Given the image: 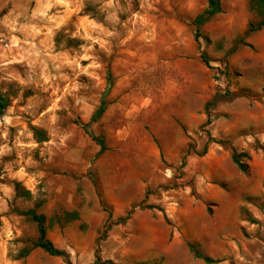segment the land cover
Masks as SVG:
<instances>
[{"label":"rangeland","instance_id":"1","mask_svg":"<svg viewBox=\"0 0 264 264\" xmlns=\"http://www.w3.org/2000/svg\"><path fill=\"white\" fill-rule=\"evenodd\" d=\"M222 3L223 12L201 27L197 42L192 21L207 0H0V91L10 103L0 117V151L7 149L0 181L9 189L8 214L20 217V234L7 237L9 260L36 241V224L17 214L35 209L72 264H207L191 244L214 264H264V29L245 35L261 19L250 0ZM173 82L185 99L206 103L211 120L189 138V154L220 147V163L204 166L217 180L223 173L230 180L215 188L225 190V204L207 205L216 214L213 251L205 249L208 241L175 236L183 229L192 234L175 229L189 206L182 190L197 195L195 178L183 173L185 159L184 166L153 159L146 199L119 215L103 195L100 147L82 128L102 99L106 108L155 103ZM127 126L99 120L90 130L117 155L124 147L117 131ZM217 132L226 144L213 142L220 140L212 137ZM232 149L249 155L248 173L231 161ZM167 167L172 174L164 182ZM15 171L29 186L13 178ZM14 182L31 197L17 196ZM129 211L131 218L121 222ZM20 262L66 264L40 249Z\"/></svg>","mask_w":264,"mask_h":264},{"label":"crops","instance_id":"2","mask_svg":"<svg viewBox=\"0 0 264 264\" xmlns=\"http://www.w3.org/2000/svg\"><path fill=\"white\" fill-rule=\"evenodd\" d=\"M193 84L192 80V90L194 89ZM183 93L182 88L173 82L163 91L161 99L155 103L152 101L150 103H111L107 106L100 119L101 122L111 128L117 122L126 121L128 126L124 130L117 131L119 135L123 134L119 138L124 146L118 151V154L114 155L110 150L102 154L99 173L103 184V195L117 214H123L132 205L146 199L147 189L152 181L153 159L157 163L164 160L167 164L175 166L181 165L185 159L186 166L182 170L186 177L195 178L197 195L191 196L189 187L182 190L189 206L185 208L182 217H176L177 227L175 229L184 227L192 231V234L188 235L183 229L181 230L183 231L182 235L177 232L175 236L177 239L179 236H186L187 240L195 241V244H199L203 240L204 242L208 241L209 246L205 249L213 251L216 247L217 237L210 230L215 226L213 222L216 214L212 215L207 205L211 207L212 204H225V190L217 192L215 188L217 183L230 180L226 173L220 174L223 177L217 180L215 175H212L204 166L209 162L220 163V160H216L218 153L220 154V147H215V144L211 145L204 156H199L194 151L189 154V138L207 121V113L205 111L206 103H192L189 99L184 98ZM157 125L160 127L156 128ZM148 126L149 129H147ZM212 137L225 140L226 136L223 137L220 132H217ZM156 139L160 141L159 144L155 142ZM131 140L136 146L133 145V141L130 143L132 147L127 146ZM137 140H139L138 145ZM3 154H7L5 146L0 151V157ZM102 160L103 163L109 162L104 165L107 166L105 170L102 168ZM154 166L155 172L160 171L158 164ZM4 170H8V168ZM170 174H172V170L167 167L164 182L170 178ZM12 176L15 180L25 182L26 185L29 184L20 171H15ZM2 178L4 175L0 176V179ZM31 179L34 182L37 177L32 176L29 181ZM8 190L6 184L0 181V264H21L20 260H9L8 257L7 237L14 232L19 233L17 223L20 222L19 216L8 214L10 198L6 194ZM176 204L178 203H171L167 209L175 212ZM225 225L226 222H223V226Z\"/></svg>","mask_w":264,"mask_h":264},{"label":"trees","instance_id":"3","mask_svg":"<svg viewBox=\"0 0 264 264\" xmlns=\"http://www.w3.org/2000/svg\"><path fill=\"white\" fill-rule=\"evenodd\" d=\"M207 1H208L207 7L200 14H198L192 21L193 25L196 27L194 36L197 42L201 38V35H200L201 27L208 21L212 20L215 16L223 12L222 0H207ZM250 5H251V9L255 11L256 14L261 19L257 23L250 22L245 35H250V34L259 32L264 29V0H250ZM248 46H251V45H248ZM201 55H202V58L205 64L208 67H210L209 62L206 59V56L203 53H201ZM9 105H10L9 99L0 91V117L4 115ZM105 110H106V104L104 102V99H102L100 103V107L92 115L89 123L82 125V128L84 129L85 133L94 142H96V144L100 147V150L98 152L99 155L104 154L108 150V147L106 145L104 138L96 136L90 130V127L93 123H96L97 121L101 119ZM210 122L211 120L209 117L206 124L208 125L210 124ZM40 140H43V139H40ZM213 142L221 144V145H224L227 143L226 140H218V141L213 140ZM190 150H192V147L189 148V152ZM206 153H207V146L204 148L203 153L199 154V156H204ZM231 158H232L233 163L237 165L238 169L241 172L245 174L249 172L250 167L248 163L245 161V160L247 161L250 160V157L248 154L238 153L234 149H232ZM184 165H185V162L183 161L182 166ZM14 186H15L17 196L23 195L27 198L31 197L30 191L23 189L20 182H14ZM17 214H19L20 216L28 217L31 221H33L36 224L37 231H38V237L36 241L33 242L31 248H25L21 250L19 255L15 259L17 260L23 259L29 256L33 249H40L43 252H45L47 255H49L50 257L63 258L66 264H72L69 254L65 250L57 248L55 244L53 243V241L50 240L48 236V228L46 226L47 219L44 214L37 213L35 209H29L27 211H20V212H17ZM131 216H132V211H129L126 214V216L121 219V222L128 221L131 218ZM0 226H1V221H0ZM190 248L193 250L197 258L203 259L207 264H214L217 262L210 257H205L200 251L197 250L195 245L191 244ZM108 263H111V261H108ZM94 264H106V263H100V261L97 260V262H95Z\"/></svg>","mask_w":264,"mask_h":264}]
</instances>
